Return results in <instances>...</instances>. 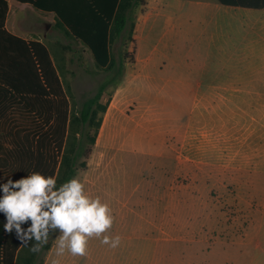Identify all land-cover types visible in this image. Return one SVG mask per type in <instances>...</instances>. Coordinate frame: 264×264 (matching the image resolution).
<instances>
[{"label": "rangeland", "instance_id": "obj_1", "mask_svg": "<svg viewBox=\"0 0 264 264\" xmlns=\"http://www.w3.org/2000/svg\"><path fill=\"white\" fill-rule=\"evenodd\" d=\"M138 2L126 30L113 38L112 55L117 65L125 61L124 74L101 99L107 111L100 113L97 142L76 176L112 208L109 234L121 237L120 246L93 238L87 258H57V233L48 242L54 251H42L35 264H264V96L193 99L191 86L179 84L195 82L206 62L224 57L207 53L209 21L222 5ZM41 29L61 89L44 106L0 107V184L32 172L57 174L71 117L115 74L59 27ZM158 59L170 62L172 82L162 95ZM193 101L200 113L189 117Z\"/></svg>", "mask_w": 264, "mask_h": 264}, {"label": "trees", "instance_id": "obj_2", "mask_svg": "<svg viewBox=\"0 0 264 264\" xmlns=\"http://www.w3.org/2000/svg\"><path fill=\"white\" fill-rule=\"evenodd\" d=\"M32 4L44 12L56 14L60 23L90 49L94 60L102 68L114 70L112 78L102 83L97 93L84 101L78 116L69 121V133L57 174V186L77 176L87 168L93 146L102 126L107 105L101 103L105 91L117 86L124 74V63L117 65L111 45L115 36L126 30L131 13L140 0H19ZM223 5L247 8H264V0H219ZM9 11L7 0H0V107L9 102L18 106H44L55 88L61 89V80L50 57L48 48L37 41H27L6 28ZM19 76L32 78L26 86L17 83ZM123 80V79H122ZM62 92V91H60ZM66 120L68 116L66 112ZM77 127V128H76ZM72 129L74 132L72 133ZM66 130V127L64 131ZM71 131V133H70ZM2 195V193H0ZM6 219L0 213V264H35L42 251H48L51 243L38 254L29 252L22 256L27 246L21 244L15 231L5 232ZM28 225H23L27 227ZM32 243L30 242V249ZM28 249V250H29Z\"/></svg>", "mask_w": 264, "mask_h": 264}, {"label": "crops", "instance_id": "obj_3", "mask_svg": "<svg viewBox=\"0 0 264 264\" xmlns=\"http://www.w3.org/2000/svg\"><path fill=\"white\" fill-rule=\"evenodd\" d=\"M7 1L9 11L6 28L8 31L29 42L37 41L44 44L49 50L55 68L54 55L46 43L49 40L48 34L42 33L43 26L45 30L54 26L56 32L59 27L66 38L81 45L85 55L90 54V49L60 23L55 13L44 12L32 4L19 0ZM221 5V8L217 10L218 17L209 21L212 29L208 31L210 43L207 53L224 57L219 62H206L195 82L179 80V84L191 86L190 94L193 99L241 95L264 96V8ZM36 10L45 14L36 17ZM169 67L170 62L167 59H158V82H163L158 83V94L160 95L166 94V88L172 82L171 77L170 79L166 77ZM31 80L32 78L28 76H19L17 83L26 86ZM175 95H183V93H175ZM191 108H194V101ZM195 112L200 113L194 108L189 117L195 116ZM53 251L54 248H50V254Z\"/></svg>", "mask_w": 264, "mask_h": 264}, {"label": "clouds", "instance_id": "obj_4", "mask_svg": "<svg viewBox=\"0 0 264 264\" xmlns=\"http://www.w3.org/2000/svg\"><path fill=\"white\" fill-rule=\"evenodd\" d=\"M0 193L5 232L15 231L24 246L34 241L32 253H40L57 233V258L66 253L87 258L93 238L111 249L120 246L121 237L109 234L115 220L112 208L100 197L89 195L78 177L57 186L55 176L32 172L18 180L7 179L0 184ZM51 264H60V260L53 259Z\"/></svg>", "mask_w": 264, "mask_h": 264}]
</instances>
